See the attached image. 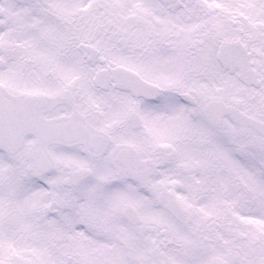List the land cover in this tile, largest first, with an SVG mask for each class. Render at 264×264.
<instances>
[{
  "label": "snow or ice",
  "instance_id": "1",
  "mask_svg": "<svg viewBox=\"0 0 264 264\" xmlns=\"http://www.w3.org/2000/svg\"><path fill=\"white\" fill-rule=\"evenodd\" d=\"M0 264H264V0H0Z\"/></svg>",
  "mask_w": 264,
  "mask_h": 264
}]
</instances>
